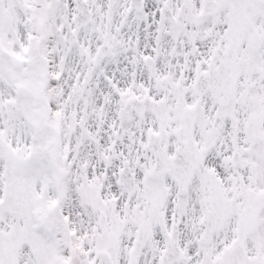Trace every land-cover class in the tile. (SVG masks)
<instances>
[{"label": "snow or ice", "instance_id": "6c2138e0", "mask_svg": "<svg viewBox=\"0 0 264 264\" xmlns=\"http://www.w3.org/2000/svg\"><path fill=\"white\" fill-rule=\"evenodd\" d=\"M0 264H264V0H0Z\"/></svg>", "mask_w": 264, "mask_h": 264}]
</instances>
